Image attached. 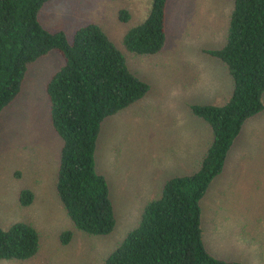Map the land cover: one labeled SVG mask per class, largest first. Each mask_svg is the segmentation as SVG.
<instances>
[{"label": "rangeland", "instance_id": "rangeland-1", "mask_svg": "<svg viewBox=\"0 0 264 264\" xmlns=\"http://www.w3.org/2000/svg\"><path fill=\"white\" fill-rule=\"evenodd\" d=\"M168 4L167 42L153 56L131 54L122 44L126 32L147 17L151 0H53L41 8L43 28L69 38L82 25H98L151 90L101 126L96 170L107 179L117 224L108 237H88L74 229L54 189L59 141L49 124L43 88L61 57L51 52L29 68L19 98L1 118L0 227L30 224L38 231L39 250L31 260L0 264H102L161 185L195 169L211 137L188 106L221 102L230 91L225 69L202 51L222 45L231 4ZM123 10L129 14L126 21L119 18ZM235 144L201 201L202 239L216 258L264 264V111L244 124ZM21 190L34 194L32 205H20ZM65 231L72 233L67 245L60 242Z\"/></svg>", "mask_w": 264, "mask_h": 264}, {"label": "trees", "instance_id": "trees-1", "mask_svg": "<svg viewBox=\"0 0 264 264\" xmlns=\"http://www.w3.org/2000/svg\"><path fill=\"white\" fill-rule=\"evenodd\" d=\"M53 0H0V125L20 96L29 68L51 52L61 63L43 88L50 127L59 141L54 189L74 229L88 237H108L116 211L106 177L96 170L95 151L102 124L144 99L151 88L127 67L125 57L96 24L50 32L39 21ZM115 1V0H107ZM169 0H151L145 20L130 28L122 44L139 56L158 54L167 42ZM231 4L222 45L202 54L217 60L230 80L223 101L193 103L192 118L208 131L202 158L187 175L172 176L157 197L140 210L137 224L102 259V264H241L212 256L202 239V199L221 175L245 123L264 111V0H227ZM126 21L129 14L119 13ZM21 206L34 194L21 190ZM70 231L60 234L67 245ZM39 250L38 231L16 222L0 227V261H28Z\"/></svg>", "mask_w": 264, "mask_h": 264}]
</instances>
